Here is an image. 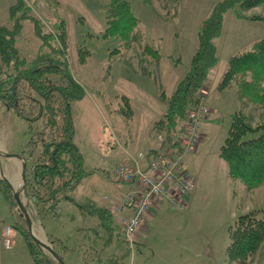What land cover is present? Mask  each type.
Masks as SVG:
<instances>
[{
    "label": "rangeland",
    "instance_id": "1",
    "mask_svg": "<svg viewBox=\"0 0 264 264\" xmlns=\"http://www.w3.org/2000/svg\"><path fill=\"white\" fill-rule=\"evenodd\" d=\"M17 1L0 0L1 25L13 27L11 7ZM130 1L140 22L127 46L122 40L103 38L109 0H25L48 30L55 31L57 24L67 22L70 67L86 89L85 97L73 103L75 140L86 168L93 171L70 193L75 202L63 200L56 216L40 211L24 194L23 184L19 188L15 185L30 214L31 232L49 245V235L61 239L67 247L65 264H111L112 258L124 264H241L229 258L231 232L240 215L254 212L264 218V185L249 189L233 180L228 163L220 156L231 115L240 105L235 84L221 92L218 87L230 58L264 39V21L239 18L234 11L226 14L223 33L216 41L219 63L209 74L201 102L193 108L208 112L202 113L199 137L183 160L185 175L195 186L186 194L172 190L184 206L161 204L158 211L149 213L131 243L117 220L128 213L119 207L131 185L121 182L115 171L119 163L133 164L140 152L156 156L178 151L185 146V137L194 133L192 126L188 129L193 109L183 123L185 132H169L157 122L167 110L165 98L173 94L189 68L203 21L219 0ZM242 13L264 16V5ZM40 46L34 23L25 19L17 38L20 54L31 61ZM80 46L89 53L85 64L79 58ZM149 46L160 56L149 52ZM55 79L64 83L59 77ZM123 96L131 100V116L123 112ZM244 111L253 124L264 122V107L246 103ZM42 127L43 120L30 122L0 102V144L12 157L24 156L26 144ZM151 150L158 153L149 155ZM12 157L0 155L3 173L9 172L22 183V162ZM0 180V264H36L16 226L25 224L20 219L21 208L7 202L4 189L9 183L1 173ZM91 203L111 210L113 238L98 228V218L79 207ZM8 226L13 231L12 248L5 245ZM249 264H264V244Z\"/></svg>",
    "mask_w": 264,
    "mask_h": 264
},
{
    "label": "trees",
    "instance_id": "2",
    "mask_svg": "<svg viewBox=\"0 0 264 264\" xmlns=\"http://www.w3.org/2000/svg\"><path fill=\"white\" fill-rule=\"evenodd\" d=\"M260 5H264V0H219L214 5L201 25L198 47L186 74L173 94L164 97L167 110L157 122L161 128L169 132L176 129L185 132L183 123L189 112L201 102L209 74L219 63L216 41L223 33L226 14L234 11L239 18L264 21V16L249 17L242 13ZM11 17L13 27L0 24V102L8 111L30 122L43 120L42 129L34 132L23 151L26 160L24 194L40 211L56 216L60 215L61 202H75L70 193L93 173L86 168L84 155L75 140L73 103L85 97L86 89L70 67L67 22L61 21L55 31L48 30L25 0H18L11 7ZM25 19L32 20L41 41L40 51L31 61L23 57L17 47V38ZM139 22L130 0H109L103 38L119 39L129 46L135 38ZM147 49L160 56L150 46ZM78 52L80 61L85 64L89 53L82 46ZM55 77L64 83L58 82ZM232 84L238 88L240 109L231 115L228 137L221 147L220 156L228 163L233 180L243 182L249 189H256L264 185V122L253 124L244 106L251 103L264 107V39L257 40L248 49L230 58L218 90L221 92ZM121 98L126 104L123 112L131 116L130 98ZM156 153L151 150L149 155ZM4 193L11 205H17L8 184ZM79 207L98 218V228L109 232L110 239L113 238L114 219L109 208L95 203ZM20 219L25 224L16 226L24 236L35 263L60 264L34 241L22 214ZM49 238L55 252L63 258L67 251L63 241L52 235ZM231 239L229 258L249 264L264 244V218H259L254 212L240 215L232 229ZM111 261V264H124L118 258Z\"/></svg>",
    "mask_w": 264,
    "mask_h": 264
},
{
    "label": "built area",
    "instance_id": "3",
    "mask_svg": "<svg viewBox=\"0 0 264 264\" xmlns=\"http://www.w3.org/2000/svg\"><path fill=\"white\" fill-rule=\"evenodd\" d=\"M206 112H208L206 109L200 113L194 109L191 111L188 129L191 131L192 126L194 133L185 137V146L182 145L178 151L159 153L156 156H147L144 152H140L133 160V164L122 162L117 166L115 176L121 182L131 185L130 192L125 195L119 207L120 210L128 211L121 222L122 231L129 242L134 241L133 236L141 229L155 204L172 206L177 203L184 206L180 203V198L172 194V190L186 194L195 186L194 182L185 175L183 160L199 137L202 113ZM12 233L11 226H8L5 241L7 248H12Z\"/></svg>",
    "mask_w": 264,
    "mask_h": 264
},
{
    "label": "water",
    "instance_id": "4",
    "mask_svg": "<svg viewBox=\"0 0 264 264\" xmlns=\"http://www.w3.org/2000/svg\"><path fill=\"white\" fill-rule=\"evenodd\" d=\"M18 157H19V158H22V159H23V162H24V166H23V180H24V183H23V190H24L25 187H26V181H25V175H26V160H25V158L22 157V156H18ZM2 177H3L4 179H6L4 176H2ZM14 196H15V199H16V202H17L18 206L21 208V211H22L21 214H22V215L24 216V218L27 220V224H28V227H29V230H30L31 236H32V238L34 239V241H35L38 245H40L43 249H46V250H48L50 253H52L53 256L56 258V260H57L60 264H65L63 258L55 252V250H54V248H53L52 245H50V246H49V245H46V244H44V242H42V241L38 240L37 238H35V236H34V235L32 234V232H31V228H32V220H31L30 214H29V212H28L26 206L24 205V203H23V201H22V199H21V197H20V194L14 192Z\"/></svg>",
    "mask_w": 264,
    "mask_h": 264
},
{
    "label": "crops",
    "instance_id": "5",
    "mask_svg": "<svg viewBox=\"0 0 264 264\" xmlns=\"http://www.w3.org/2000/svg\"><path fill=\"white\" fill-rule=\"evenodd\" d=\"M7 149H6V147L4 146V144H0V155H1V157H3L4 159L5 158H10V157H12L10 154H8L7 153V151H6ZM22 157H24V156H22ZM13 159H17V160H20L21 162H22V166H21V178H22V183H21V181H18L17 179L16 180H14L13 178H12V175H9L8 173H7V171H6V174L5 173H3V170H2V168H4V166H3V162L2 161H0V173H1V176H4L5 178H6V180H7V182L9 183V185H10V187H11V190H12V193L14 194V192H15V190H16V188H15V185L17 186L18 184V188L24 183V180H23V166H24V162H23V159L22 158H19V157H12ZM25 158V157H24ZM20 162V163H21ZM14 182H16L15 184H14ZM18 183V184H17ZM23 187V186H22ZM8 202V201H7ZM9 204V203H8ZM162 203H157V204H155V206L153 207V209H152V211H154V212H156V211H158V207L159 206H162L161 205ZM151 211V212H152ZM151 212H150V214H151ZM119 222H121L122 220H121V218L120 219H117ZM122 223V222H121Z\"/></svg>",
    "mask_w": 264,
    "mask_h": 264
},
{
    "label": "bare ground",
    "instance_id": "6",
    "mask_svg": "<svg viewBox=\"0 0 264 264\" xmlns=\"http://www.w3.org/2000/svg\"><path fill=\"white\" fill-rule=\"evenodd\" d=\"M18 184V183H17ZM19 185V184H18ZM17 185V186H18ZM25 204V203H24ZM42 240H44V239H42ZM44 242V244H46V245H49V243L47 242V241H43ZM50 246V245H49Z\"/></svg>",
    "mask_w": 264,
    "mask_h": 264
}]
</instances>
